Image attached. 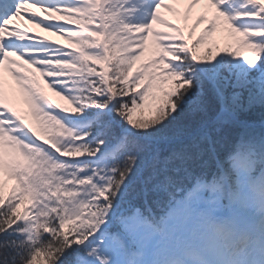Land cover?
I'll use <instances>...</instances> for the list:
<instances>
[{
	"label": "snow or ice",
	"instance_id": "1",
	"mask_svg": "<svg viewBox=\"0 0 264 264\" xmlns=\"http://www.w3.org/2000/svg\"><path fill=\"white\" fill-rule=\"evenodd\" d=\"M0 264H264V0H0Z\"/></svg>",
	"mask_w": 264,
	"mask_h": 264
},
{
	"label": "rangeland",
	"instance_id": "2",
	"mask_svg": "<svg viewBox=\"0 0 264 264\" xmlns=\"http://www.w3.org/2000/svg\"><path fill=\"white\" fill-rule=\"evenodd\" d=\"M184 22V21H183ZM191 25V24H190ZM189 25V26H190ZM200 28H202L201 27V25H198L197 26V30L199 31L200 30ZM220 34V33H219ZM210 40V39H209ZM210 41H212V40H210ZM226 43L227 42H229V38L227 37V40L225 41ZM43 86H42V88H43V91L45 92V94L48 96V98H50V99H53V100H55V99H57V98H59V96H56L52 91H50L43 83H41ZM18 95L21 97L22 96V94L19 92L18 93ZM145 112H147V108H145V110H144ZM12 184H13V181H9V182H7V185H8V187H11L12 186Z\"/></svg>",
	"mask_w": 264,
	"mask_h": 264
},
{
	"label": "trees",
	"instance_id": "3",
	"mask_svg": "<svg viewBox=\"0 0 264 264\" xmlns=\"http://www.w3.org/2000/svg\"><path fill=\"white\" fill-rule=\"evenodd\" d=\"M258 118H261L260 117V112L259 110H257L254 114L251 115L250 119H258Z\"/></svg>",
	"mask_w": 264,
	"mask_h": 264
}]
</instances>
